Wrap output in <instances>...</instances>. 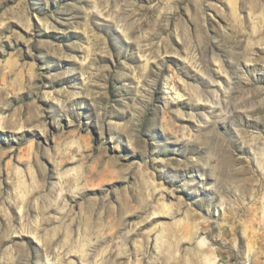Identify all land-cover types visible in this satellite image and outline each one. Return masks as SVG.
I'll return each instance as SVG.
<instances>
[{"label":"rangeland","instance_id":"obj_1","mask_svg":"<svg viewBox=\"0 0 264 264\" xmlns=\"http://www.w3.org/2000/svg\"><path fill=\"white\" fill-rule=\"evenodd\" d=\"M210 255L264 264V0H0V264Z\"/></svg>","mask_w":264,"mask_h":264},{"label":"bare ground","instance_id":"obj_2","mask_svg":"<svg viewBox=\"0 0 264 264\" xmlns=\"http://www.w3.org/2000/svg\"><path fill=\"white\" fill-rule=\"evenodd\" d=\"M232 3V2H231ZM232 5H233V7H234V10L236 9V3L235 2H233L232 3ZM232 5H231V7H232ZM236 11V10H235ZM164 208V207H163ZM198 231V230H197ZM195 233H194V235L192 236V237H195ZM189 239V238H188ZM193 239V238H192ZM190 240H191V238H190ZM39 241V240H38ZM169 243V242H168ZM206 245V238H204V239H202L200 242H199V246L202 248V247H204ZM176 246V245H175ZM169 247H170V245H169ZM252 249H253V247H251L250 249H249V251L251 252L252 251ZM80 251H82V250H80ZM84 251V250H83ZM83 261H84V259H82ZM205 261H206V263L207 264H216V262H217V259H216V257H214V256H206L205 257V259H204ZM84 263V262H83Z\"/></svg>","mask_w":264,"mask_h":264}]
</instances>
